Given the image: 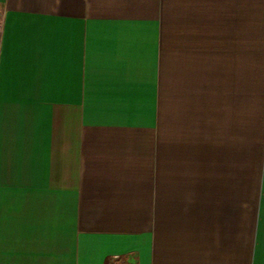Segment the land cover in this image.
<instances>
[{
    "label": "crops",
    "instance_id": "0c3cea01",
    "mask_svg": "<svg viewBox=\"0 0 264 264\" xmlns=\"http://www.w3.org/2000/svg\"><path fill=\"white\" fill-rule=\"evenodd\" d=\"M0 264H264V0H0Z\"/></svg>",
    "mask_w": 264,
    "mask_h": 264
}]
</instances>
